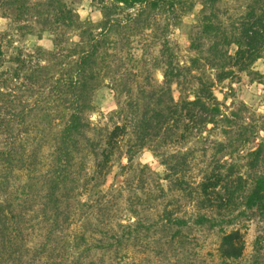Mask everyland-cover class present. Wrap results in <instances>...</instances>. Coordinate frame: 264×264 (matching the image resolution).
<instances>
[{"label": "rangeland", "instance_id": "1", "mask_svg": "<svg viewBox=\"0 0 264 264\" xmlns=\"http://www.w3.org/2000/svg\"><path fill=\"white\" fill-rule=\"evenodd\" d=\"M63 1L78 13L82 26L91 25L94 34L101 31L98 23L102 20L104 7L114 3V0ZM203 1L168 0L159 10L154 11L146 7L139 16L138 13L142 10L140 4L127 8L121 3V6L116 8V16L120 19L132 17L129 20L132 29L125 37L118 33L111 34L110 39L114 44L109 45L108 51L112 68L108 70L102 67L98 85L92 95L95 105L94 110L90 112L93 129L89 134L92 137L95 135L94 138H101L105 128L114 124L120 110L123 109L129 114L128 103L136 98L139 82L144 81L146 75L150 73L156 82L163 80L162 68L155 67L154 64L162 58L160 43L163 39L168 40V52L174 57L175 63L191 70L185 71V80L190 81L187 83V89L192 91L195 87L191 75L199 71L214 79L216 70L205 60L211 38L202 32L204 12L209 15L212 8L207 6L205 11L202 10ZM252 7L259 11L264 8V0L217 1L215 19L221 26L222 39L231 40L238 35L240 25ZM44 27L39 16L29 17L21 23L0 15V38L3 40L6 57L10 59L8 64L16 67L17 63L12 59L15 55L22 54V58H26V54L34 55H27L32 61L28 63L30 68L22 73H28L31 67L34 68L35 63L39 62L40 65L48 66L47 74L54 80L64 67L59 54L71 55V45L86 46L91 36L82 35L81 28L76 27L58 26L55 28L56 32ZM57 34L61 36L62 41L56 44ZM221 47L230 53L236 49L233 43H222ZM39 50L43 52L40 54ZM66 57L73 59L72 56ZM197 58L199 60L195 62ZM198 65L200 69L196 68ZM123 73L132 75L134 79L131 81V94L119 93L112 86L111 75ZM54 84V81H48L45 85L40 83L36 87L33 86L31 92L27 90L28 84L23 80V85L16 88L15 95H24L28 108L31 109L30 113L26 114L23 126H16V129L25 131H18L22 135L21 140H16L18 149L20 153L23 149L36 152L26 160V166L17 162L9 168L0 163V200L11 203L22 220L21 225L27 227L28 233H32L35 242L42 239L43 235L49 232V228H52L53 214L50 210L44 214L42 203L45 201V181L52 175L55 164L52 135L60 132L65 121L59 116L51 119L43 111L53 109L56 113L58 99L52 94ZM173 89L175 98H179L178 85L174 84ZM213 91L222 112L234 117L233 126H229L231 124L228 122L219 121L215 126L208 125L199 131L198 123H184L177 137L174 136L175 138L167 143L160 142V148H157L159 150L155 151L154 146L158 141L138 147L135 145L133 134L129 132L124 137L122 146L124 150L133 146L131 163L123 156L114 161L107 174L98 175L96 170L100 156H95L88 150H84L83 154L75 159L72 171L78 172L76 174L79 179L73 183L75 190L70 192V196L80 221L83 224H93V227L87 225V229L91 230L95 226L102 229L108 223L117 225L138 220L145 223L156 221L165 208L171 209L175 215L190 219L188 225L173 238L170 235L175 228H157L153 234V231L150 235L143 232L140 240L127 242L124 247L125 261H135V264H255L257 259L256 264H264V217H236L232 224L213 228L197 225L193 223V219L199 213L217 215V218L221 219L223 215L235 217L242 208L223 210L220 213L200 207L196 200L177 189L175 185L169 189V182L162 179L166 167L157 153H165L173 163H178L184 174L182 178L194 183L199 181L205 169H210L217 161L236 162L240 173H244L247 169L245 164L248 152L264 140V52L247 71H237L232 78L217 81ZM14 106L16 108V105ZM49 120L53 121L54 127L52 130L47 129L49 132L43 138L42 130L46 128ZM185 125L188 126L187 130ZM224 128H230L231 131L226 134L223 132ZM15 133L17 134L16 131ZM3 138L1 136L0 140L3 141ZM219 142L228 144L227 148L219 150ZM185 181L182 182L183 185L188 186ZM190 187L187 188L191 189ZM233 229L240 231L244 244L243 253L237 260L226 261L220 254L219 245L223 234ZM57 233L53 228L52 237ZM257 242L261 244L259 251H256Z\"/></svg>", "mask_w": 264, "mask_h": 264}, {"label": "trees", "instance_id": "2", "mask_svg": "<svg viewBox=\"0 0 264 264\" xmlns=\"http://www.w3.org/2000/svg\"><path fill=\"white\" fill-rule=\"evenodd\" d=\"M217 1L204 0L202 3L204 4L202 10L205 11L207 6L212 8L211 14L204 12L202 32L211 38L205 60L216 70L214 79L199 71L191 75L195 87L192 91L187 89V83L190 81L185 80V71L191 70L175 63L174 57L168 52V40L163 39L160 43L162 58L154 63L155 67L162 68L163 80L156 82L150 73L146 75L144 81L139 82L136 98L128 103L129 114L123 109L120 110L114 124L106 127L103 136L97 139L94 138L95 135L92 137L89 134L93 129L90 112L95 108L92 95L98 85L97 80L100 78L102 67L108 70L112 68L108 51L109 45L114 44L110 39L111 34L118 33L125 37L132 29L129 24L132 17L120 19L116 16V8H119L121 3L127 8L140 4L142 10L138 13L139 16L146 7L154 11L159 10L168 0H114L113 4L104 7L102 20L98 23L101 31L97 34L93 33L91 25L82 26L78 13L63 0L45 2L0 0V15L3 17L22 23L29 17L39 16L44 28L54 32L58 26L76 27L81 28L82 35L91 36L86 46L71 45V55L59 54L64 67L54 80L47 74L48 66L40 65L39 62L35 63L36 66L31 67L28 73H22L30 68L28 63L32 61L27 55H34L26 54V58H22V54L15 55L12 59L14 58L17 63L16 67L9 65L10 59L6 57L3 40L0 38V137H4L3 141L0 140V163L9 168L15 166L17 162L26 166L28 162L26 160L36 152L23 149L24 151L20 153L19 144L16 142L22 139L18 131H24L16 129V126H23L26 114L31 111L24 95H15L16 88L23 85V80L28 84L27 90L31 92L33 86L54 81L52 94L58 99L56 113L53 109L43 111L51 119L55 116L65 119L60 132L52 135L55 164L52 175L46 178L45 201L42 203L44 214L48 210L53 214L52 228H49V232L43 235L42 239L35 242L32 233H28L27 227L21 225L22 220L11 203L0 200V264H135V261H125L124 247L127 242L140 240L143 232L150 235L153 231L151 233L153 234L157 228L165 230L175 228L170 235L173 238L188 225L190 219L175 215L171 209L165 208L164 213L159 216L160 220L148 223L138 220L117 225L108 223L105 224L108 225L107 228L104 226L99 229L95 226L89 230L87 225L93 227V224H83L73 209L70 192L75 190L73 183L75 184L79 178L78 172L72 171V167L75 159L84 150L100 156L96 170L98 175L107 174L114 161L120 160L123 156L131 163L133 146L126 150L122 146V141L129 132L133 134L135 145L138 147L158 141L159 143L154 146L155 151L159 150L157 148H160V142L167 143L177 137L184 123H198L199 131L208 125L215 126L219 121L228 122L231 124L229 126L234 125L232 123L234 117L222 112L213 91L214 86L217 81L232 78L237 71H247L262 57L264 8L256 11L257 8L252 7L240 25L238 35L231 40L222 39L221 26L215 19ZM55 41L56 44L62 41L59 34L55 36ZM222 43L235 44V51L230 53L229 50H224L221 47ZM41 52L43 51L39 50L40 54ZM54 55L58 57L56 53ZM66 56H72L73 59H67ZM195 60L197 62L199 59ZM196 68L201 67L198 65ZM111 76L114 89L119 93H132L131 81L134 80L132 75L123 73ZM174 84L179 87V98L174 96ZM185 126L187 130L188 126ZM53 127V121L49 120L46 128L42 130L43 138L49 132L47 129L52 130ZM230 128H224L223 132L229 133ZM218 145L221 151L228 146L224 142H219ZM157 154L161 156V163L166 167L162 179L169 182L167 186L169 189L175 185L177 189L196 200L200 207L209 208L214 212L242 208L235 217L223 215L221 219H218L217 215L199 213L193 219V223L213 228L232 224L236 217H264V140L248 152L245 164L247 169L244 173H240L236 162L217 161L210 169H205L199 181L194 183L182 178L184 174L179 169V164L173 163L168 155ZM184 181L188 186L183 185ZM189 186L191 189L187 188ZM161 187L164 190V184ZM53 228L58 232L55 237H52ZM259 245L261 246L257 242L256 251H259ZM243 248L239 230L233 229L223 234L219 245L223 259L237 260L242 255ZM256 260L255 264L258 262Z\"/></svg>", "mask_w": 264, "mask_h": 264}]
</instances>
